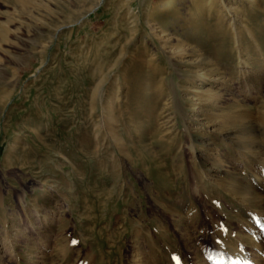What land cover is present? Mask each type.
<instances>
[{
  "label": "rangeland",
  "instance_id": "obj_1",
  "mask_svg": "<svg viewBox=\"0 0 264 264\" xmlns=\"http://www.w3.org/2000/svg\"><path fill=\"white\" fill-rule=\"evenodd\" d=\"M219 258L264 264V0H0V264Z\"/></svg>",
  "mask_w": 264,
  "mask_h": 264
},
{
  "label": "bare ground",
  "instance_id": "obj_2",
  "mask_svg": "<svg viewBox=\"0 0 264 264\" xmlns=\"http://www.w3.org/2000/svg\"><path fill=\"white\" fill-rule=\"evenodd\" d=\"M218 248L221 249V246H217ZM221 258V257H220ZM219 258V259H220ZM240 261L242 262L241 264H246L245 260H243V258H240ZM218 264H229V262L227 260L223 261V259H220L219 263ZM236 264V263H235ZM253 264V263H252ZM254 264H257V263H254Z\"/></svg>",
  "mask_w": 264,
  "mask_h": 264
}]
</instances>
